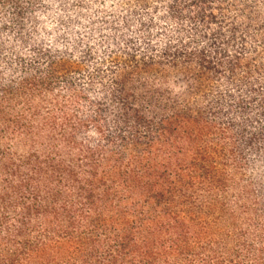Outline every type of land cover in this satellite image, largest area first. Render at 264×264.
I'll return each instance as SVG.
<instances>
[{
  "label": "trees",
  "instance_id": "16d2710c",
  "mask_svg": "<svg viewBox=\"0 0 264 264\" xmlns=\"http://www.w3.org/2000/svg\"><path fill=\"white\" fill-rule=\"evenodd\" d=\"M0 264H264V0H0Z\"/></svg>",
  "mask_w": 264,
  "mask_h": 264
}]
</instances>
